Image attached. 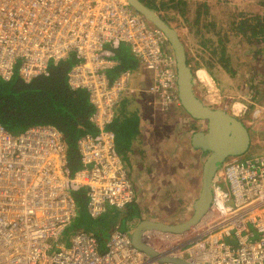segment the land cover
Listing matches in <instances>:
<instances>
[{
  "label": "built area",
  "instance_id": "1",
  "mask_svg": "<svg viewBox=\"0 0 264 264\" xmlns=\"http://www.w3.org/2000/svg\"><path fill=\"white\" fill-rule=\"evenodd\" d=\"M128 43L146 90L163 109L178 100L175 57L164 33L127 0H0V76L30 81L69 54L72 89H86L95 133L76 141L81 166L70 171L62 132L35 123L11 132L0 123V264H167L135 246L114 227L100 249L96 236L76 229L58 238L77 215L73 190L86 188V209L97 217L108 206L134 200V186L115 148L114 108L131 80L114 50ZM212 200L200 221L184 232L148 229L161 255L191 264H264V153L230 157L211 181ZM158 246V247H157Z\"/></svg>",
  "mask_w": 264,
  "mask_h": 264
},
{
  "label": "trees",
  "instance_id": "2",
  "mask_svg": "<svg viewBox=\"0 0 264 264\" xmlns=\"http://www.w3.org/2000/svg\"><path fill=\"white\" fill-rule=\"evenodd\" d=\"M146 5L154 8L171 25L176 26L178 17L172 11L178 9V14L195 27V32L200 33V51L197 52L195 65L208 68L209 72L217 79L214 72L216 57L223 59V47H211L215 41L214 35H219L223 27L219 28V22L214 19L209 5L211 0H143ZM224 1V0H221ZM261 8L254 10L239 9L227 22L226 31L248 40H254L264 44V0H259ZM237 6L236 9H238ZM218 26V27H217ZM205 30H204V29ZM221 44V39H217ZM120 44L114 50L117 65L109 71V77L113 78L119 70L124 68L134 69L137 62L127 49ZM130 50V49H129ZM186 51V50H185ZM215 51V52H214ZM206 52V54H205ZM218 55V56H216ZM186 56H188L186 54ZM75 58L69 54L56 64H51L46 75H39L30 81H24L21 77H12L9 80L0 78V123L11 132L25 129L35 123L52 124L62 132V138L68 153L70 171L73 173L80 166L76 141L86 132L95 133L96 128L90 121L92 104L89 101L86 89H72L67 82V72ZM190 60H186L187 63ZM226 65L224 61L220 62ZM200 65V66H198ZM210 74V75H211ZM86 188L73 190V195L78 206L77 216H86L85 222H79L77 228H83L92 232L100 249L105 247L108 233L118 226L120 215L126 217L127 206L123 208H108L99 216L90 217L86 209ZM127 212V211H126ZM109 213L116 220H110ZM75 217V218H76Z\"/></svg>",
  "mask_w": 264,
  "mask_h": 264
},
{
  "label": "crops",
  "instance_id": "3",
  "mask_svg": "<svg viewBox=\"0 0 264 264\" xmlns=\"http://www.w3.org/2000/svg\"><path fill=\"white\" fill-rule=\"evenodd\" d=\"M133 57L137 62V58L134 55ZM131 70L128 91L115 106L114 118L110 124L112 129L116 130L119 126L121 132L126 133L122 154L127 156V159L123 160L118 154L135 193L133 203L126 207L124 216H127L122 217L121 214L117 224L129 234L143 219L164 220L163 218L182 215L186 219L191 214V208L184 214L173 213L172 209L162 202L171 198L175 192H183V189H174L172 186L185 185L184 180L191 178L189 169L184 173L181 171L184 161L192 162L196 167L194 172H197V157L204 151L193 147L192 134L206 127V121L194 119L179 101L163 109L159 97L146 90L149 83L146 79L148 72L140 69L138 64ZM199 98L202 99L201 96ZM123 121L127 123L132 121L134 125L129 130ZM201 123L205 124L204 128ZM260 153L264 151L256 154ZM196 181L195 177L191 182L194 196L190 200V205L198 194L197 185L200 184ZM168 203L172 204L169 201ZM108 208L112 209L113 206H108L107 210ZM109 218L116 220L110 213Z\"/></svg>",
  "mask_w": 264,
  "mask_h": 264
},
{
  "label": "rangeland",
  "instance_id": "4",
  "mask_svg": "<svg viewBox=\"0 0 264 264\" xmlns=\"http://www.w3.org/2000/svg\"><path fill=\"white\" fill-rule=\"evenodd\" d=\"M143 2L145 3V1ZM209 5L211 6L210 11L213 13L214 19L219 22V28L223 27L224 29L219 32V35H214L215 41L211 44L212 48L217 46V48L223 47L224 49L222 60H219L220 56L216 55L218 56L216 57V64H219L218 67L217 65L214 67V72L217 74V79L209 72L208 68H202L209 75H207L208 78L202 79L196 74V69L198 68H196L197 66L195 65V58H197V52L200 51L201 42L199 40L201 34L196 33L195 27H190L189 23L182 19V16L178 14V9L172 11L178 17L177 21H175L176 26H172L177 30L185 46L186 54L188 55L186 56V60L188 57L190 58L188 64L193 70V87L196 93L201 96L206 103L225 108L235 113L246 124L250 132L251 140L246 151L239 155V157L241 159L247 158L253 154L264 151V44L237 35H232L230 32L226 31V28L228 25L227 22L231 16L239 11V9L254 10L261 8L262 5L259 0H211ZM237 6H239L238 9H236ZM157 13L160 15L158 11ZM145 20L148 25H153L146 18ZM217 39H221V44L217 42ZM121 44H124L123 46L130 54L131 50H129V44ZM222 61H224L226 65L220 63ZM13 76H18L17 68ZM0 78L2 79L1 76ZM124 123L129 130L134 125L132 121ZM201 126L204 128L205 124L201 123ZM114 132L116 149L122 159L126 160L127 156L122 154L124 151L123 139L126 137V133L121 132L119 126L116 127ZM199 152L200 150L198 149L197 154H199ZM205 156V152H201L200 156L198 155L197 172H194L196 167L192 162L188 163L184 161L185 164L181 166L182 173L187 172L189 169L191 173L189 176H191V178L184 180L186 183L185 185L172 186L174 189H183V192H175L171 198L162 202L172 209L173 213L184 214L188 212V208H191L190 200L194 196L193 184L191 182L194 181L196 177V183L200 184L202 160ZM228 159H230V157L226 160ZM197 188H199V185H197ZM168 201L172 204L168 203ZM158 204L160 205V202ZM163 219L162 221L178 222L184 220L185 216L182 215L180 217ZM86 220L87 217L81 215L74 218L61 232L58 241H62L66 244V240L78 229L77 224L79 222L83 223Z\"/></svg>",
  "mask_w": 264,
  "mask_h": 264
},
{
  "label": "water",
  "instance_id": "5",
  "mask_svg": "<svg viewBox=\"0 0 264 264\" xmlns=\"http://www.w3.org/2000/svg\"><path fill=\"white\" fill-rule=\"evenodd\" d=\"M127 1L164 33L175 57L178 100L194 119L206 121L205 129L195 131L191 140L193 147L206 153L202 160L198 194L191 202V214L178 222L143 219L130 236L135 246L162 263L191 264L185 258L159 254L158 250L147 242L143 233L148 229L179 233L197 224L211 205L213 177L227 158L239 156L246 151L250 143V133L246 124L236 114L199 98L193 87V70L186 61L185 46L177 30L142 0Z\"/></svg>",
  "mask_w": 264,
  "mask_h": 264
},
{
  "label": "bare ground",
  "instance_id": "6",
  "mask_svg": "<svg viewBox=\"0 0 264 264\" xmlns=\"http://www.w3.org/2000/svg\"><path fill=\"white\" fill-rule=\"evenodd\" d=\"M54 65V64H53ZM197 74L199 77H201L202 79L208 78V74L204 71V69L202 68H198L197 70ZM208 75V76H207ZM247 153V152H246Z\"/></svg>",
  "mask_w": 264,
  "mask_h": 264
}]
</instances>
